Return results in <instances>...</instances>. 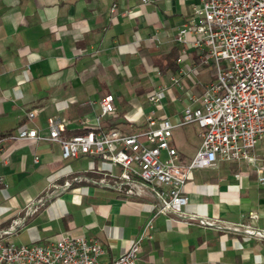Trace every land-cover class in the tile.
<instances>
[{
  "label": "crops",
  "instance_id": "0c3cea01",
  "mask_svg": "<svg viewBox=\"0 0 264 264\" xmlns=\"http://www.w3.org/2000/svg\"><path fill=\"white\" fill-rule=\"evenodd\" d=\"M197 1L0 0V172L5 182L0 184V229L19 220L6 237L29 243L54 240L61 232L85 234L102 245L99 259L109 261L143 230L160 202L151 191L138 188L128 195L110 185L71 179L83 172H117L116 165L86 155L64 159L57 142L8 134L22 123L45 134L48 116L66 120L65 136L82 132L99 115L107 94L113 95L115 109L102 125L127 132L139 128L153 110L147 91L168 84L173 72L160 75L154 63L176 44L177 29ZM152 69L158 78L144 84ZM204 73L189 72L184 84L198 91L207 79L201 78ZM172 89L178 97L180 90ZM124 94L125 104L119 102ZM172 105L155 108L154 115L176 118L181 108ZM30 110L37 114L28 120ZM192 135L189 129L173 132L182 162L200 144L189 146ZM67 179L71 182L64 184ZM183 188L188 195L183 212L155 215L142 261L264 264V237L243 230L245 224L264 229V184L257 182L254 168L234 162L196 168Z\"/></svg>",
  "mask_w": 264,
  "mask_h": 264
},
{
  "label": "built area",
  "instance_id": "2783aa9c",
  "mask_svg": "<svg viewBox=\"0 0 264 264\" xmlns=\"http://www.w3.org/2000/svg\"><path fill=\"white\" fill-rule=\"evenodd\" d=\"M114 9L115 4L111 11ZM174 42L178 67L169 75L168 84L147 93L146 102L153 110L162 108L164 92L178 88L177 100L183 103L181 121L156 117L152 110L134 131L105 128L102 118L115 109L113 95L107 94L100 101L99 115L82 132L65 136L66 120L48 116L45 134L27 123L8 134L11 139L57 142L64 159L86 155L116 165L117 172L105 170L97 176L83 172L71 179L110 185L128 195L138 188L148 189L160 201L154 216L147 219L129 246L109 261L99 259L102 245L85 234L61 232L50 241L16 242L5 236L19 224L13 219L0 229V264H161L142 261V245L153 237L158 212H183L188 201L183 186L193 169L219 162L243 163L254 168L257 182L264 184V0L191 3V15L178 27ZM190 53L193 61L184 66ZM203 68L213 70L214 78L206 72L208 78L200 82L198 91L187 87L183 81L187 74H198ZM36 114L37 110H30L25 117L31 120ZM191 123L198 126L201 140L194 155L182 162L172 142L173 132ZM70 182L67 179L64 184ZM4 183L0 172V184ZM243 230L264 237L263 228L245 224Z\"/></svg>",
  "mask_w": 264,
  "mask_h": 264
},
{
  "label": "rangeland",
  "instance_id": "374dc122",
  "mask_svg": "<svg viewBox=\"0 0 264 264\" xmlns=\"http://www.w3.org/2000/svg\"><path fill=\"white\" fill-rule=\"evenodd\" d=\"M186 18L185 19H187L188 18V16H185ZM184 19V20H185ZM206 75H207V73L205 72L204 73V76H201V78L203 79V78H205L206 77ZM146 78H147V80L146 81H144L143 80V83L145 84V82H147L148 80H150L151 82H154L158 77H157V75H155V69H152V70H150L148 73H147V76H146ZM208 78V77H207ZM210 78V77H209ZM214 78V77H213ZM164 80H165V77L163 78ZM167 84V83H166ZM172 87V86H171ZM154 89H156V88H153V90ZM178 89V88H177ZM192 90V89H191ZM150 91H152V90H149V91H147V93L148 92H150ZM178 91V90H177ZM193 91V90H192ZM179 92V91H178ZM146 93V92H145ZM164 98L162 99V101H161V103L163 104V107L162 108H164V109H168V107L166 106V105H168L169 103H172L173 105V108L175 107V109H180L181 108V105H180V102H178L177 100H176V98H177V96L175 97V92L173 91V89L172 88H169L168 90H166L165 92H164ZM126 99H128V95L127 94H124L123 96H121V98H120V101L119 102H122L123 104H125V102L127 101ZM152 108V107H151ZM156 108V107H155ZM170 119L173 121V122H177V121H181L182 120V113H181V111L179 112V114H178V112H177V116H176V118H174L173 119V117L171 118L170 117ZM191 130V133L193 134L192 135V137H190L189 138V146L190 147H197V143H198V141L200 142V136H199V128H198V126L196 125V124H194V123H191V124H186V125H183V126H180V127H177L176 129H175V132H177V131H179V130ZM199 136V137H198ZM199 147V146H198ZM197 147V148H198ZM247 166V165H246Z\"/></svg>",
  "mask_w": 264,
  "mask_h": 264
},
{
  "label": "trees",
  "instance_id": "16d2710c",
  "mask_svg": "<svg viewBox=\"0 0 264 264\" xmlns=\"http://www.w3.org/2000/svg\"><path fill=\"white\" fill-rule=\"evenodd\" d=\"M177 55H178V46H177V44H174L172 47L169 48V50L167 52H164L162 54V56L159 59V62L154 63L155 66H157L158 73L160 75H162L168 71H175L177 69L178 66L175 62ZM199 72H208L211 79L214 77V71L213 70H207L206 68H203ZM204 80H206V79H204Z\"/></svg>",
  "mask_w": 264,
  "mask_h": 264
}]
</instances>
